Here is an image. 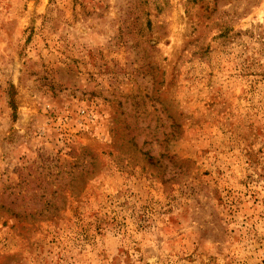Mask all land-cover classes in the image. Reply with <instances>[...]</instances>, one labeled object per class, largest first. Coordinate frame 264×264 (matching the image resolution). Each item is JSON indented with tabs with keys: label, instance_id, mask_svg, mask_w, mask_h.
Listing matches in <instances>:
<instances>
[{
	"label": "rangeland",
	"instance_id": "1",
	"mask_svg": "<svg viewBox=\"0 0 264 264\" xmlns=\"http://www.w3.org/2000/svg\"><path fill=\"white\" fill-rule=\"evenodd\" d=\"M0 264H264V0H0Z\"/></svg>",
	"mask_w": 264,
	"mask_h": 264
}]
</instances>
